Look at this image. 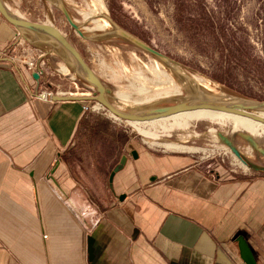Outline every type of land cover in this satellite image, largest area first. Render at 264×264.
I'll return each mask as SVG.
<instances>
[{
    "label": "crops",
    "instance_id": "obj_1",
    "mask_svg": "<svg viewBox=\"0 0 264 264\" xmlns=\"http://www.w3.org/2000/svg\"><path fill=\"white\" fill-rule=\"evenodd\" d=\"M17 33L0 14V50L44 52ZM33 73L0 59V264H244L239 236L264 264V174L158 153Z\"/></svg>",
    "mask_w": 264,
    "mask_h": 264
},
{
    "label": "rangeland",
    "instance_id": "obj_2",
    "mask_svg": "<svg viewBox=\"0 0 264 264\" xmlns=\"http://www.w3.org/2000/svg\"><path fill=\"white\" fill-rule=\"evenodd\" d=\"M62 1L87 36L113 30L114 25L107 18L109 15L118 26L180 63L188 73L207 79V89L211 92L264 100V0H103L106 15L91 0ZM6 2L21 15L34 21L52 23L62 30L112 89L114 96L118 97L120 89L127 91L130 87L132 97H137L132 82L135 83L138 76H152L150 68L154 67L157 58L120 36L104 39L83 37L70 24L57 0ZM93 11H98L95 19L108 21L109 25L99 29L94 20L86 22L84 13ZM57 63L58 68H68L60 57H56L52 64ZM52 64L48 69L51 73L49 88L77 91L69 78L71 69L68 68V76H64L72 84L73 89L70 90L64 86V81L57 79V70ZM172 74L178 86L175 92L148 102L118 99V103L131 108L169 104L186 97L188 93L184 83ZM77 82L80 90L89 88L78 78ZM166 91L170 90H160ZM101 116L124 130L114 118ZM177 116L182 126H174L175 119H160L142 125V135L132 134L130 130L127 134L134 135L142 145L158 153L190 155L204 165H211L212 169L216 166L230 173H233L231 169H236L234 158L241 165L232 152L248 150L246 155L241 154L247 167L239 165L237 175L264 174V123L242 119V126L234 125L228 117L215 119L218 114L211 111L180 113ZM213 132L219 133L221 139L215 138ZM165 141H182L184 145L198 149H168L160 145ZM214 147L220 152L215 157L211 155Z\"/></svg>",
    "mask_w": 264,
    "mask_h": 264
},
{
    "label": "water",
    "instance_id": "obj_3",
    "mask_svg": "<svg viewBox=\"0 0 264 264\" xmlns=\"http://www.w3.org/2000/svg\"><path fill=\"white\" fill-rule=\"evenodd\" d=\"M57 5L64 12L70 24L83 37L87 39H104L114 35L120 36L157 58V60L168 67L172 73L178 76L184 83L188 95L169 104L138 105L131 108H120L116 105L119 100L118 97L113 95L112 89L106 85L102 77L62 31L47 22H39L27 18L15 12L7 4L6 0H0V14L17 29V32L23 38L34 45L42 46L45 58L53 56L60 57L68 68L71 69L72 74L91 88L93 92L92 96H56V101L95 100L103 104L113 115L123 120L137 122L156 121L184 112L208 109L247 116L264 123V117L257 114L258 112L264 113V100L237 96L224 92H211L194 78V74L188 73L180 63L118 26L109 15H107V18L114 25L113 30L107 33L87 36L81 31V25L73 20L64 2L62 0H57ZM33 77L38 79L39 74L34 72ZM133 155L136 158L138 157L136 150L133 151ZM127 159L128 155H123L120 162L112 170L110 174L111 186L113 185L115 174L124 168ZM59 163L60 161L58 160L56 166ZM56 166L52 169L51 173L55 171ZM125 198L126 194L120 197L121 200ZM238 242L244 264H259L247 240L243 236H239Z\"/></svg>",
    "mask_w": 264,
    "mask_h": 264
},
{
    "label": "bare ground",
    "instance_id": "obj_4",
    "mask_svg": "<svg viewBox=\"0 0 264 264\" xmlns=\"http://www.w3.org/2000/svg\"><path fill=\"white\" fill-rule=\"evenodd\" d=\"M91 1H93V3L97 7L103 9V5H104L103 4V0H91ZM86 7H87V4H86ZM14 11L18 13V11H16V10H14ZM106 13L107 12L103 9V14L106 15ZM96 15H98V11L84 13L85 21L87 22L89 20H94V22L96 23V25H95L96 28H99V29H101V28L103 29L107 25H109L108 21L101 22L100 20L95 19V16ZM47 23H49V22H47ZM49 24H52V23H49ZM52 25H54V24H52ZM60 31H62V30H60ZM65 69L68 70L67 67H65ZM150 70H151L152 76H150V77H148V76H138L137 77V81L135 83L132 82V85L137 90V93H138V96L137 97H132V94H131V91H130L131 88L129 87V90H127V91L120 89L119 92H117L118 93V99L127 100V101H130L131 99H135L136 101H142V102L143 101H147L148 102V101L154 100V99H156L158 97H161V96H163L166 93L168 95L169 93L175 92L174 90H176L178 86L176 84L175 79L172 78L173 77L172 71L171 70H168L167 67L162 62H160L159 60L156 59L155 60L154 67L153 68H150ZM170 77H171V79H170ZM194 78H196L198 80V82H200V84H202L203 86L208 87L207 86V84H208L207 81L208 80L205 79L204 77H202L200 75L194 74ZM164 88H167L170 91L160 92V90H162ZM179 93H180V91H179ZM224 95L229 96L227 94H224ZM116 105H118L120 108H124V106L126 104L125 105L124 104L122 105L121 103H116ZM194 111H211V112H214V113L218 114V116H216L215 119H226L225 117H228V118L231 119L232 122H234V125L236 124V125H240V126H242L244 124L243 121L245 119L252 120V121H258V120H255L253 118L247 117V116H242V115L232 114V113L218 112V111H213V110H208V109H198V110H193V111H189V112L193 113ZM189 112H184V113H189ZM257 114H259L262 117H264V113H262V112H258ZM177 115H174V116H171V117H168V118H164V119H175L174 120L175 122H174L173 125L175 126V124H176L178 126H182V122L180 120H178V116ZM242 119H244V120H242ZM258 122H261V121H258ZM213 134H214L215 138L221 139V135H219V133L213 132ZM161 144L164 145L168 149H174V150H179V151H194V150H197L198 149V148L193 147V146H186V145H184V143H182V141H180V142L179 141H165L163 143H160V145ZM247 151H243V150L240 149L238 153L237 152L236 153L232 152L233 154H235V157L237 158V160L240 161L241 165H244V167L245 166L247 167V165H246L245 161L243 160L241 154L246 155V152ZM248 154H249V152H248Z\"/></svg>",
    "mask_w": 264,
    "mask_h": 264
},
{
    "label": "built area",
    "instance_id": "obj_5",
    "mask_svg": "<svg viewBox=\"0 0 264 264\" xmlns=\"http://www.w3.org/2000/svg\"><path fill=\"white\" fill-rule=\"evenodd\" d=\"M21 46H25L26 45V40H24L22 37H20L19 33H17L14 38L12 39L10 45H16L18 44ZM4 58L7 60V63L11 66V67H17L19 63L24 64L29 70L38 73L39 74V78L36 79L38 83H41L43 85V88L34 95V97L43 99L45 101H49V102H56L55 97L56 96H92L93 92L92 90H80V86L79 83L77 82V78L70 73L69 77L71 78L72 82L75 84V86L77 87V91L73 92V91H66V90H61V89H51L50 86V75L51 73L46 72V69H49V66L52 64L51 61L55 62L56 61V57H49V58H45L44 57V52L40 53L39 55H37V57H32L30 55H24L21 53H9L6 50H0V59ZM60 73H66V69L65 66L61 67L58 69ZM67 74V73H66ZM83 89V88H82ZM82 101V108L84 112H91V113H96V114H104V115H109L111 118H114V121H117V123L119 125H121L124 128V131L128 132L129 130L131 131V133H135V134H141L142 135V131H141V126L145 125V124H149L152 121H146V122H137V121H129V120H123L115 115H113L103 104H101L98 101L95 100H90V99H85V100H81ZM127 128V129H126ZM142 139V138H141ZM212 153L211 155L213 157H215L214 155L216 153L220 154V152H218V148L214 147L212 149ZM234 157V156H233ZM235 161L233 164L236 166V169H231V171L234 174H239L237 167H239V163H237V161ZM242 167H244L243 165H240ZM246 168V167H244ZM248 169V168H247ZM244 173H246V170H244Z\"/></svg>",
    "mask_w": 264,
    "mask_h": 264
}]
</instances>
